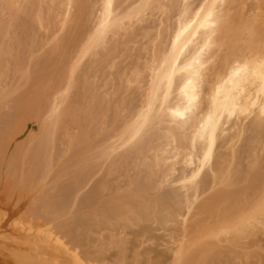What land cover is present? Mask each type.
Wrapping results in <instances>:
<instances>
[{"label":"bare ground","instance_id":"6f19581e","mask_svg":"<svg viewBox=\"0 0 264 264\" xmlns=\"http://www.w3.org/2000/svg\"><path fill=\"white\" fill-rule=\"evenodd\" d=\"M97 1L78 60L156 4L175 18L145 97L127 104L122 127L96 153L97 174L98 159L129 148L133 171L118 183L96 180V211L86 218L96 222V250L82 248L91 225L79 217L81 231L64 221L60 233L96 264H264V0ZM73 193L42 205L58 216ZM30 235L16 243L20 264H82L60 237L39 244Z\"/></svg>","mask_w":264,"mask_h":264},{"label":"rangeland","instance_id":"374dc122","mask_svg":"<svg viewBox=\"0 0 264 264\" xmlns=\"http://www.w3.org/2000/svg\"><path fill=\"white\" fill-rule=\"evenodd\" d=\"M26 1L0 0V144L6 141L0 151V264H20L16 243L27 234L39 236V244L60 237L69 253L80 252L58 227L67 221L81 231L78 217L91 225L82 248L96 250V222L86 219L96 211V180L110 176L118 183L133 174L129 148L98 159L97 174L96 153L122 127L127 104L145 97L175 18L171 8L156 4L140 20L126 18L78 60L100 2L73 0L66 14L67 0H36L37 6ZM248 3L254 7L256 0ZM60 94L63 103L54 113ZM68 187L72 201L58 217L42 202ZM79 255L82 264H96Z\"/></svg>","mask_w":264,"mask_h":264}]
</instances>
